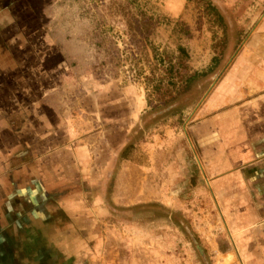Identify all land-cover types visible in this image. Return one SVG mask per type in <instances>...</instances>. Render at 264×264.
<instances>
[{"label": "crops", "instance_id": "obj_1", "mask_svg": "<svg viewBox=\"0 0 264 264\" xmlns=\"http://www.w3.org/2000/svg\"><path fill=\"white\" fill-rule=\"evenodd\" d=\"M262 21L233 61L224 66L220 60L195 82L220 72L191 113L181 105L158 116L162 110L146 79L119 86L116 79L96 78L76 97L74 113L62 105L50 120L41 56L47 44L58 50L51 39L37 35L42 55L32 63L25 48L26 58L7 62L0 78V132L9 138L3 142L0 135V264L87 256L100 220L139 203L173 204L193 166L201 192L213 195L220 211L215 255L264 264ZM21 39L28 45L30 39ZM210 65L211 58L201 71ZM15 66L21 67L16 76Z\"/></svg>", "mask_w": 264, "mask_h": 264}, {"label": "rangeland", "instance_id": "obj_2", "mask_svg": "<svg viewBox=\"0 0 264 264\" xmlns=\"http://www.w3.org/2000/svg\"><path fill=\"white\" fill-rule=\"evenodd\" d=\"M206 1L0 0V78L7 62L16 64L26 58L23 48L30 51L31 63L38 59L43 48L34 40L41 33L47 35L58 49L51 48L48 40L41 56L46 57V67L40 69L46 73L47 92L51 91L43 107L52 120L62 105L74 113L71 108L76 97L92 79H116L119 86L144 82L145 77L155 81L165 78L163 65L167 64H173L178 75H187L201 71L213 54H222L226 66L252 30L263 23L264 0H210L223 16V26L214 16H205ZM22 37L30 39L28 45ZM179 44L184 54L177 51ZM13 70L16 76L21 67ZM219 73L186 91L180 89L168 103L163 99L174 92L168 91L165 82L160 81L158 91L147 85L157 111L162 110L158 116L181 105L191 113ZM168 105L172 106L165 109ZM173 116L178 121L175 113ZM4 121L0 116V123ZM0 135L3 142L9 141L5 131ZM199 175L193 166L173 204L171 200L143 204L136 210L115 213L109 221L100 220L97 242L89 247V254L78 253L71 259L63 255L56 264H226L214 251L217 232L222 231L220 211L213 205V195L201 192ZM232 262L236 264L233 258L227 264Z\"/></svg>", "mask_w": 264, "mask_h": 264}, {"label": "trees", "instance_id": "obj_3", "mask_svg": "<svg viewBox=\"0 0 264 264\" xmlns=\"http://www.w3.org/2000/svg\"><path fill=\"white\" fill-rule=\"evenodd\" d=\"M206 12H205V16L207 15H212L216 18L217 23H219L221 26L224 25L223 22L224 18L223 16L217 11L216 7L209 1H206ZM224 39H221V43H222V52L224 51ZM177 51L181 54H184L185 50L183 48V46H181L180 44L177 45ZM223 59L222 54H213L211 57V65L209 68H207L206 71H197V72H189L187 75H178L177 73L179 72L178 70H176V68L174 67L173 64H167L166 66L163 65L164 67V74H165V78L164 79H158V80H152V79H145L147 80L148 85H150V88L153 89V91H158L160 85L165 82L168 91H173L174 94H172V96H168L166 98L163 99V102H170L173 100L175 94L177 93V91L181 90H188L189 88H191V86L197 81L199 80L201 77L205 76L206 74L210 73V71L214 68V66ZM161 81V84H160ZM157 202L154 203H139L136 204V206H132L130 208H127V211L129 210H136L139 207L138 206H142L143 204L145 205H151V204H156Z\"/></svg>", "mask_w": 264, "mask_h": 264}, {"label": "bare ground", "instance_id": "obj_4", "mask_svg": "<svg viewBox=\"0 0 264 264\" xmlns=\"http://www.w3.org/2000/svg\"><path fill=\"white\" fill-rule=\"evenodd\" d=\"M231 258H232V255H230V254L227 255V256L224 258V260H223L224 263H226V262L228 263V261H231ZM227 263H226V264H227Z\"/></svg>", "mask_w": 264, "mask_h": 264}]
</instances>
